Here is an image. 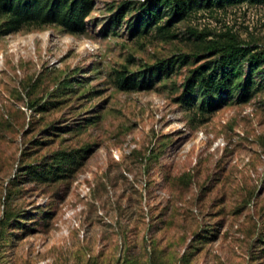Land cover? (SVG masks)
<instances>
[{
    "label": "rangeland",
    "instance_id": "obj_1",
    "mask_svg": "<svg viewBox=\"0 0 264 264\" xmlns=\"http://www.w3.org/2000/svg\"><path fill=\"white\" fill-rule=\"evenodd\" d=\"M149 1L0 28V264H264V0Z\"/></svg>",
    "mask_w": 264,
    "mask_h": 264
},
{
    "label": "trees",
    "instance_id": "obj_2",
    "mask_svg": "<svg viewBox=\"0 0 264 264\" xmlns=\"http://www.w3.org/2000/svg\"><path fill=\"white\" fill-rule=\"evenodd\" d=\"M210 1L222 4L236 0ZM93 7L94 0H0V14L5 18L0 27L1 33L17 31L28 25H55L68 32L80 34L85 30V20ZM186 8V0H150L144 11V18L146 23L153 25L159 22L163 9L169 10L174 16H182ZM163 29L166 28L159 27V31L163 32ZM234 48L231 45L222 47L221 50L235 52L237 49ZM116 82L123 89H132L137 85L136 80L120 74L117 75ZM4 221L6 218L1 219L0 223Z\"/></svg>",
    "mask_w": 264,
    "mask_h": 264
}]
</instances>
